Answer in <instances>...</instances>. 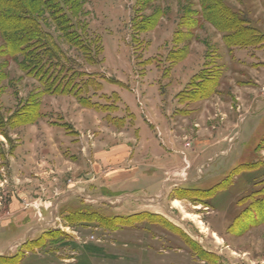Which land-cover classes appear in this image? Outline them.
<instances>
[{
	"label": "rangeland",
	"instance_id": "374dc122",
	"mask_svg": "<svg viewBox=\"0 0 264 264\" xmlns=\"http://www.w3.org/2000/svg\"><path fill=\"white\" fill-rule=\"evenodd\" d=\"M82 1L85 103L0 34V264H264V0Z\"/></svg>",
	"mask_w": 264,
	"mask_h": 264
},
{
	"label": "trees",
	"instance_id": "16d2710c",
	"mask_svg": "<svg viewBox=\"0 0 264 264\" xmlns=\"http://www.w3.org/2000/svg\"><path fill=\"white\" fill-rule=\"evenodd\" d=\"M212 5L217 0H210ZM82 0H0V34L3 38L7 55L21 56L22 68L27 75L37 79L45 87V93L53 95H73L85 103L82 97L83 89L94 84L86 72L78 69L81 64L63 49L67 45L80 54L86 64H95V56L103 53L99 45L97 52L93 51L90 41L79 33H84L86 25L80 22V4ZM204 4V2H203ZM207 5L205 12H210L216 18L215 25L225 31L230 47L238 46V40L244 41L256 36V32L243 27L236 16L227 11L226 7ZM60 34L56 37L47 26L49 24ZM152 24V23H151ZM49 25V26H50ZM155 24L146 26V30ZM254 33V34H253ZM253 34V35H252ZM247 38V39H246ZM61 40V41H60ZM3 50L0 51L2 54ZM80 67V68H79ZM88 77L90 81L79 83L78 79ZM97 85V84H95ZM80 96V97H78ZM89 252L99 253L96 247H87Z\"/></svg>",
	"mask_w": 264,
	"mask_h": 264
},
{
	"label": "crops",
	"instance_id": "0c3cea01",
	"mask_svg": "<svg viewBox=\"0 0 264 264\" xmlns=\"http://www.w3.org/2000/svg\"><path fill=\"white\" fill-rule=\"evenodd\" d=\"M157 138V136H156V134L154 135V133L153 132H151L150 130H148V129H144V128H141V131L139 132V141L141 142V141H146L147 143H149V142H152V143H154V140ZM139 181H142L143 183H146V184H148V185H146V186H148V187H145L144 186V188L145 189H147V188H151V189H154L155 187H156V185H161V184H163V182L164 181H161V183H160V180H159V178H157L156 180H149L148 178H147V180H148V182H145L143 179H144V177H142L141 176V173H144L145 171H140L139 170ZM142 177V178H141ZM140 183V182H139ZM141 187H137V189L135 188V189H133V190H135V191H139V190H142L143 189V186H142V188L140 189ZM127 194H129V193H127Z\"/></svg>",
	"mask_w": 264,
	"mask_h": 264
},
{
	"label": "bare ground",
	"instance_id": "6f19581e",
	"mask_svg": "<svg viewBox=\"0 0 264 264\" xmlns=\"http://www.w3.org/2000/svg\"><path fill=\"white\" fill-rule=\"evenodd\" d=\"M189 217V216H188ZM191 218V217H190Z\"/></svg>",
	"mask_w": 264,
	"mask_h": 264
}]
</instances>
